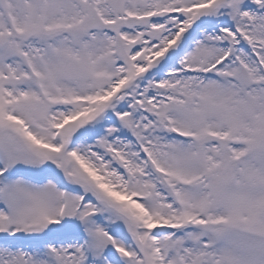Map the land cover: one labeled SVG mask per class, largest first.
Masks as SVG:
<instances>
[{
    "label": "snow or ice",
    "instance_id": "obj_1",
    "mask_svg": "<svg viewBox=\"0 0 264 264\" xmlns=\"http://www.w3.org/2000/svg\"><path fill=\"white\" fill-rule=\"evenodd\" d=\"M0 264H264V0H0Z\"/></svg>",
    "mask_w": 264,
    "mask_h": 264
}]
</instances>
